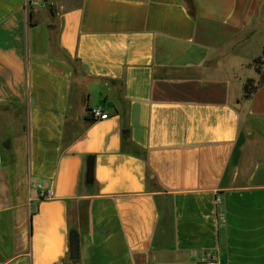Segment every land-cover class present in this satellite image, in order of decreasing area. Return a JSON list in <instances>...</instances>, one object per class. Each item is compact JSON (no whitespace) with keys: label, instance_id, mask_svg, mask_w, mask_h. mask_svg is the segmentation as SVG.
Segmentation results:
<instances>
[{"label":"crops","instance_id":"crops-1","mask_svg":"<svg viewBox=\"0 0 264 264\" xmlns=\"http://www.w3.org/2000/svg\"><path fill=\"white\" fill-rule=\"evenodd\" d=\"M263 48L264 0H0V264H264Z\"/></svg>","mask_w":264,"mask_h":264},{"label":"water","instance_id":"water-1","mask_svg":"<svg viewBox=\"0 0 264 264\" xmlns=\"http://www.w3.org/2000/svg\"><path fill=\"white\" fill-rule=\"evenodd\" d=\"M8 141L5 142V144ZM92 158L89 157L86 162V179L88 181L92 180ZM69 254L72 260H76L79 255V233L76 229L70 230L69 233Z\"/></svg>","mask_w":264,"mask_h":264},{"label":"trees","instance_id":"trees-1","mask_svg":"<svg viewBox=\"0 0 264 264\" xmlns=\"http://www.w3.org/2000/svg\"><path fill=\"white\" fill-rule=\"evenodd\" d=\"M262 63L264 64V48H263V55L255 58L253 60V65L257 66L255 69L256 72L260 73L259 80L256 82L253 79L246 80L244 87H243V90H244L243 97L244 98L249 97V95L256 89L257 85L261 84L264 81V72L261 73V71L258 68V66ZM88 111H89V109H87V112ZM89 118H91V117H89ZM92 120H94V119H92Z\"/></svg>","mask_w":264,"mask_h":264},{"label":"built area","instance_id":"built-area-1","mask_svg":"<svg viewBox=\"0 0 264 264\" xmlns=\"http://www.w3.org/2000/svg\"><path fill=\"white\" fill-rule=\"evenodd\" d=\"M87 113L92 119H104V118L108 117L107 113H104L103 111H101L97 108H91V109H89V111ZM37 188L39 190H41V187L39 185H37ZM40 196L43 198L51 197L52 191L50 189H45V190L40 192ZM205 261L207 264H216V261H215L214 257L212 256V254H207L205 256Z\"/></svg>","mask_w":264,"mask_h":264},{"label":"rangeland","instance_id":"rangeland-1","mask_svg":"<svg viewBox=\"0 0 264 264\" xmlns=\"http://www.w3.org/2000/svg\"><path fill=\"white\" fill-rule=\"evenodd\" d=\"M41 14H42V13H41ZM42 15H45V14H42ZM42 15H41V16H42ZM46 17H47V16H46ZM42 18H43V16H42ZM259 66H261V69H262V70H260L261 73L264 72V64L262 63V64H260ZM258 74H259V76H260V73H258ZM253 80H254V79H253ZM254 81H255V80H254ZM255 82H256V81H255Z\"/></svg>","mask_w":264,"mask_h":264}]
</instances>
